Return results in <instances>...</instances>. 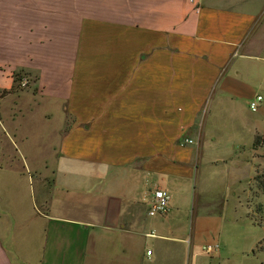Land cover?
Instances as JSON below:
<instances>
[{
  "label": "crops",
  "instance_id": "obj_1",
  "mask_svg": "<svg viewBox=\"0 0 264 264\" xmlns=\"http://www.w3.org/2000/svg\"><path fill=\"white\" fill-rule=\"evenodd\" d=\"M93 5L0 0V264H184L262 169L264 0Z\"/></svg>",
  "mask_w": 264,
  "mask_h": 264
},
{
  "label": "rangeland",
  "instance_id": "obj_2",
  "mask_svg": "<svg viewBox=\"0 0 264 264\" xmlns=\"http://www.w3.org/2000/svg\"><path fill=\"white\" fill-rule=\"evenodd\" d=\"M71 2L73 12L81 11L90 13L91 10L89 9L93 8L95 0H71ZM262 93L264 95V92ZM262 105L263 107L259 110L261 114V126L259 130L264 133V101ZM246 116L251 121L255 117V113L249 109V106ZM241 139L245 142L250 141L248 135L242 136ZM246 148H248V145ZM257 155L262 156V159H255L253 163L256 166L261 163L262 169L260 172L264 173V144ZM250 164H252V160L246 161L240 169L244 173H248L247 167ZM234 171L233 164L229 174L233 175ZM245 189L247 190L246 192H239L242 203L237 208L233 207L234 202L231 198L230 205L223 210L224 224L218 248L214 246L212 251L207 252L205 247L210 242L198 240L197 243H193V246L189 242H185L184 244L187 250L184 264H264V225L254 222L250 217L254 214L256 206L259 203H264V194L257 188L254 181L252 185H246ZM218 192L219 190H211V192L207 191L206 195L201 194V192L198 193L197 199L199 204L204 201L206 202V199L209 200L208 203L214 200L211 204L209 203V208L212 211L215 209L219 210V202L215 201L216 197L220 196ZM191 214L190 210L187 214H182L181 216L184 221L188 219L187 226L189 231Z\"/></svg>",
  "mask_w": 264,
  "mask_h": 264
},
{
  "label": "built area",
  "instance_id": "obj_3",
  "mask_svg": "<svg viewBox=\"0 0 264 264\" xmlns=\"http://www.w3.org/2000/svg\"><path fill=\"white\" fill-rule=\"evenodd\" d=\"M191 2L194 3L195 5L198 4V0H191ZM21 85L24 87L27 85L26 78L22 79ZM262 98L263 97L261 95H258L257 97H255L250 101L249 106L252 111L256 112L259 110L260 102ZM194 142L195 141L193 138L187 137L184 139L182 144H193ZM170 200H171V195L168 192V190L162 187L156 188L154 190V197L149 211L150 215L166 214L170 208ZM214 246L218 247V245L209 244L208 246L205 247V250L207 252H210L214 249ZM148 254H152V250H148Z\"/></svg>",
  "mask_w": 264,
  "mask_h": 264
},
{
  "label": "trees",
  "instance_id": "obj_4",
  "mask_svg": "<svg viewBox=\"0 0 264 264\" xmlns=\"http://www.w3.org/2000/svg\"><path fill=\"white\" fill-rule=\"evenodd\" d=\"M254 144H264V135L258 134L255 138ZM254 182L257 188L264 194V173H261L260 170H258L256 176L254 177ZM254 210V214L250 217L254 222L264 225V203H259Z\"/></svg>",
  "mask_w": 264,
  "mask_h": 264
}]
</instances>
